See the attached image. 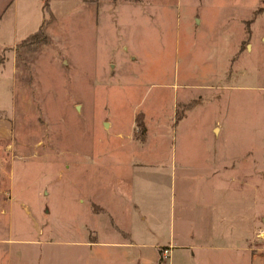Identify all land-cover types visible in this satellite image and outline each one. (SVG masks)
Masks as SVG:
<instances>
[{"label": "rangeland", "instance_id": "1", "mask_svg": "<svg viewBox=\"0 0 264 264\" xmlns=\"http://www.w3.org/2000/svg\"><path fill=\"white\" fill-rule=\"evenodd\" d=\"M258 6L0 0V264H83L98 204L152 245L212 204L264 250Z\"/></svg>", "mask_w": 264, "mask_h": 264}, {"label": "crops", "instance_id": "2", "mask_svg": "<svg viewBox=\"0 0 264 264\" xmlns=\"http://www.w3.org/2000/svg\"><path fill=\"white\" fill-rule=\"evenodd\" d=\"M258 8H264V0H259ZM261 10L264 14V10ZM249 21H244L247 31ZM248 39L249 35L245 50H250ZM10 129L8 118L0 115V142H8ZM8 149L6 145L0 148V153ZM98 205L99 211L92 216L90 213V217L101 219L105 225L103 231L115 237L96 240V230L91 229L89 239L84 242L88 251L83 264H264V250H256L246 238L238 237L239 229L235 228L233 220H229L228 209L221 215L223 221L220 223L216 212L218 206L204 204L199 217L200 221L203 220L202 225L185 230L182 227L175 229L172 224V231L168 233L165 243L152 245L145 243L130 227L118 228L114 212L107 205ZM143 234L148 235V232ZM164 246H169V253L163 260L160 249Z\"/></svg>", "mask_w": 264, "mask_h": 264}, {"label": "built area", "instance_id": "3", "mask_svg": "<svg viewBox=\"0 0 264 264\" xmlns=\"http://www.w3.org/2000/svg\"><path fill=\"white\" fill-rule=\"evenodd\" d=\"M169 253V246H164L160 249L161 259H166Z\"/></svg>", "mask_w": 264, "mask_h": 264}, {"label": "trees", "instance_id": "4", "mask_svg": "<svg viewBox=\"0 0 264 264\" xmlns=\"http://www.w3.org/2000/svg\"><path fill=\"white\" fill-rule=\"evenodd\" d=\"M112 1H117V0H112ZM37 32H38V31H37ZM37 32H36V33H37ZM36 33H35V34H36ZM33 35H34V34H33ZM29 37H31V35H30ZM136 125L141 127V123H140V122H137Z\"/></svg>", "mask_w": 264, "mask_h": 264}]
</instances>
